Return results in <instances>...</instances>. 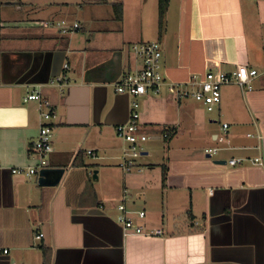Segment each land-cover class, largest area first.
I'll return each instance as SVG.
<instances>
[{
    "label": "crops",
    "instance_id": "crops-1",
    "mask_svg": "<svg viewBox=\"0 0 264 264\" xmlns=\"http://www.w3.org/2000/svg\"><path fill=\"white\" fill-rule=\"evenodd\" d=\"M0 3V264H264V81H254L252 91L223 87L208 121L190 98L177 100L166 88L148 93L141 122L151 140L159 141L164 128L176 131L164 165L147 170L139 161L142 172L131 174L118 167L122 142L115 132L129 119L130 98L113 87L140 69L127 47L141 42L161 43L168 82L238 66L264 70V0H170L162 29L159 0ZM45 20L80 29L61 35L40 27ZM33 26L46 33L28 32ZM84 31L90 34L75 36ZM53 53L64 60L60 76L70 71L60 86L54 78L41 83L48 72L31 69ZM117 53L122 57L113 59ZM37 87L57 110L48 156V168L66 171L57 186L12 172L37 164L39 112L23 101ZM224 124L229 143L220 144ZM209 148H220L219 156L208 157ZM231 159L244 162L231 166ZM110 161L121 174L111 176ZM101 178L106 189L97 187ZM124 189L128 209L146 213L138 220L146 235H125L118 222ZM158 230L161 236L150 235Z\"/></svg>",
    "mask_w": 264,
    "mask_h": 264
},
{
    "label": "built area",
    "instance_id": "built-area-1",
    "mask_svg": "<svg viewBox=\"0 0 264 264\" xmlns=\"http://www.w3.org/2000/svg\"><path fill=\"white\" fill-rule=\"evenodd\" d=\"M39 26L45 29H54L61 35H71L80 29L78 23L69 24L64 20H45L40 22ZM131 50L141 64L140 69L123 74L113 83L117 94L126 95L130 98L129 119L126 123L115 128L116 135L122 142L118 167L124 174L142 172L143 166L139 160L148 154L145 144L151 138L141 122V99L148 93L156 95L160 93L162 88H166L177 100L190 98L201 103L209 112H212L221 103L223 87L235 84L252 91L254 81L258 79L264 81V70L259 71L247 66H238L231 72L209 70L202 77L194 75L188 83L168 82L162 70L163 48L161 43H135L131 46ZM64 69H68V65H65ZM65 81L63 76H59L53 83L60 86ZM23 101L24 103H36L39 112V133L34 142V155L37 164L29 168H17L12 172L13 174H23L31 179L35 176L39 177L41 172L49 167L48 156L53 152L52 121L56 117L57 110L54 104L43 95L39 87L29 92ZM228 128V124L223 125V134L218 138L220 144L229 143L226 138ZM175 131V128H164L159 139L168 141L175 134ZM219 152L220 148L205 150V154L211 158L217 156ZM88 154L93 155V152L89 151ZM243 162V159H231L228 164L237 166ZM252 162L263 165L261 159ZM129 197L130 192L128 189H124L122 199L117 206L119 211L118 222L121 224L125 235H146L143 226L138 223V220L145 218L146 213L129 210L127 205ZM150 235L161 236L162 231L158 230ZM36 238L41 240L44 238V234H39Z\"/></svg>",
    "mask_w": 264,
    "mask_h": 264
},
{
    "label": "rangeland",
    "instance_id": "rangeland-1",
    "mask_svg": "<svg viewBox=\"0 0 264 264\" xmlns=\"http://www.w3.org/2000/svg\"><path fill=\"white\" fill-rule=\"evenodd\" d=\"M1 4V3H0ZM44 31H46V30H44V29H38L37 28V26L35 27V26H33V28H29V30H28V32H34V33H36V35H43V34H45L46 32H44ZM47 32H49V31H47ZM50 32H53L52 30L50 31ZM1 33H4V34H6V32H1ZM86 34H90V33H88V32H86V31H84V33H79V34H76L75 36L76 37H79V36H84V35H86ZM65 36H67V35H65ZM74 37V36H73ZM1 38H3L4 39V37H1ZM59 38V37H58ZM57 38V39H58ZM63 38H66L64 41H66V42H68V37H60V40H63ZM100 41H102V39L100 40ZM2 44V43H1ZM133 44H131V46H132ZM131 46H128L127 47V49H129L128 51L131 53V55L133 54V52H132V50H131ZM134 55V54H133ZM70 73V71L69 70H65L64 71V73H63V77H68V75H70L69 74ZM65 79V78H64ZM57 83V82H56ZM254 84V83H253ZM252 84V85H253ZM254 86V85H253ZM223 89V88H222ZM185 102V101H184ZM197 105L198 106H200V107H203L202 108V114L201 115H203L204 116V118H205V120H209V119H211V118H213V117H216V115H217V110H218V107L216 108V109H214L212 112H209L201 103H198L197 102ZM163 130V129H162ZM162 130H160V133H161V135H162ZM147 133H149V131L147 130L146 131ZM168 141H165L164 139H160L159 141H152V140H150V141H148L146 144H145V149L146 150H148L149 152H150V157H143V158H141L139 161H141L145 166H146V168H148V167H150L149 165L151 164H154L156 167H161L160 165H164L165 164V157H166V155H167V146H168V143H167ZM204 153H205V151H204ZM219 156V155H218ZM218 156H215V158L216 157H218ZM141 163V164H142ZM108 166H107V170H109L111 173V176H116L117 174H121L119 171H118V168H117V162L116 161H110V162H108ZM147 170H149V168L147 169ZM110 176V175H109ZM91 181H93V179H91ZM93 183H95L94 181H93ZM96 184V183H95ZM107 183L106 182H104V178H101V180L99 181V183H98V185H97V187H103V188H105L106 189V187H107ZM134 193V192H133ZM133 197V200L135 201V202H137L138 204H140L139 202H140V200H138V199H136V197H135V193H134V195L132 196Z\"/></svg>",
    "mask_w": 264,
    "mask_h": 264
},
{
    "label": "water",
    "instance_id": "water-1",
    "mask_svg": "<svg viewBox=\"0 0 264 264\" xmlns=\"http://www.w3.org/2000/svg\"><path fill=\"white\" fill-rule=\"evenodd\" d=\"M59 54V53H58ZM43 54H36L35 57H41ZM53 54H46V59L40 63L41 58L39 59L38 63L32 64V68H36L39 66L40 71H46L48 72V78L45 80V82L41 83H49L50 78H58L61 74V70L64 64V60H56L55 57H53ZM52 56V57H51ZM122 54L117 53L114 55L113 59L121 58ZM52 58V59H51ZM40 63V64H39ZM36 65V66H35ZM104 66H100L98 68L91 69L86 72V79L87 76L90 74H94L95 72H100ZM52 73V75H51ZM121 75V71H118V74L116 73L113 78H111V82H115L119 76ZM210 157V156H208ZM215 163L217 164H225V161H216ZM66 171L65 169H52V168H47L44 169L41 174H40V179H39V185L40 186H57L61 183ZM94 179H97V172L94 173Z\"/></svg>",
    "mask_w": 264,
    "mask_h": 264
},
{
    "label": "trees",
    "instance_id": "trees-1",
    "mask_svg": "<svg viewBox=\"0 0 264 264\" xmlns=\"http://www.w3.org/2000/svg\"><path fill=\"white\" fill-rule=\"evenodd\" d=\"M169 3H170V0H159V26H160V29H162L164 27L165 16H166V13H167V10L169 7ZM165 179H166V168L163 167V183L165 182Z\"/></svg>",
    "mask_w": 264,
    "mask_h": 264
}]
</instances>
